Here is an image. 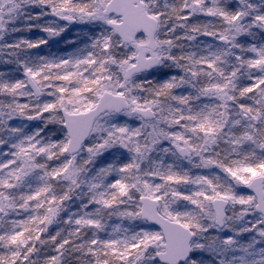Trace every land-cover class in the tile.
I'll use <instances>...</instances> for the list:
<instances>
[{
  "label": "snow or ice",
  "instance_id": "obj_1",
  "mask_svg": "<svg viewBox=\"0 0 264 264\" xmlns=\"http://www.w3.org/2000/svg\"><path fill=\"white\" fill-rule=\"evenodd\" d=\"M0 264H264V0H0Z\"/></svg>",
  "mask_w": 264,
  "mask_h": 264
}]
</instances>
